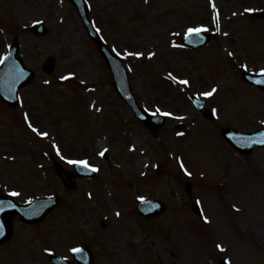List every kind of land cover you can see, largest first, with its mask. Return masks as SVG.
<instances>
[{
	"label": "rangeland",
	"instance_id": "obj_1",
	"mask_svg": "<svg viewBox=\"0 0 264 264\" xmlns=\"http://www.w3.org/2000/svg\"><path fill=\"white\" fill-rule=\"evenodd\" d=\"M87 1L89 16L123 57L139 104L169 118L158 136L135 118L69 0H0V61L17 38L25 66L36 73L19 108L0 100V191L20 203L60 200L40 224L15 219L0 264H50L49 252L71 260L73 246L82 244L94 264H218L223 255L233 264H264V150L242 163L218 136L244 119L243 131L264 124V93L240 76L243 67L264 70V20L252 16L264 0ZM41 21L48 32L34 35L30 26ZM195 27L217 31V40L181 49ZM47 56L56 59L51 74L41 67ZM205 91L213 92L206 101L217 115L212 122L189 99ZM225 96L234 111L242 97L246 111L226 112ZM53 158L70 175L68 158L101 169L89 179L72 175L67 188ZM141 196L163 200L168 210L141 216ZM195 199L202 219L192 210Z\"/></svg>",
	"mask_w": 264,
	"mask_h": 264
},
{
	"label": "water",
	"instance_id": "obj_2",
	"mask_svg": "<svg viewBox=\"0 0 264 264\" xmlns=\"http://www.w3.org/2000/svg\"><path fill=\"white\" fill-rule=\"evenodd\" d=\"M75 1V3L78 4L80 11L82 13V15L84 16V20H86V11L83 8V4L80 3L81 0H73ZM35 32L36 33H44L46 31L45 27L41 24L36 25L35 26ZM91 34V32L89 33ZM93 35V34H91ZM94 40L97 42L96 44L99 45L101 52L104 54L105 53V49L104 46H102L98 40V37H96L95 35H93ZM203 43V42H201ZM200 43V44H201ZM18 51V44L14 43L13 48L11 50L10 55L7 57V60L5 61V63L3 64L2 68H1V72H0V96L5 99L6 101H8L10 104H16L17 101V96H18V89L20 87H22L23 85L29 83L33 77H34V73L31 70H26L24 68V66L21 64V62L19 60H17L15 58V55ZM105 58L107 59V63L111 66H113L114 68H116V71L118 73H120L122 71V69L120 68V65L118 64V62L114 61V59L111 58V61L109 63L108 58L106 56V54H104ZM54 66V59L51 57L45 66V70H47L48 72H51ZM117 90L120 93V95H122L125 98V91L121 86H117ZM130 104H132L130 101H128ZM145 122H147V119L144 120ZM252 144H256L255 142H250L249 146H247L245 149L243 148V151H250L249 149H251ZM263 144V143H261ZM260 144V145H261ZM264 145V144H263ZM62 177H64L63 171L58 170L57 171ZM35 204V205H34ZM32 206L30 205L29 207H23V209H33L35 207V210L33 211V213L30 212H21L22 214V218L33 222V221H37L39 219H41L43 216H45V214H47V212L54 207L55 202L53 200H39L36 203H34ZM159 207L156 208V211L154 213H152L153 215L160 213V209H158ZM31 215L29 216H24V215ZM6 224V228H7V236L4 237L1 242H4L5 240H7L10 237V233H11V227H10V223L8 222V220H6L5 222ZM82 254H84V252H82ZM81 258V257H80ZM86 258V256H85ZM79 263L81 264H93L90 260H86L83 261L84 259H78ZM54 264H69V262H63L61 261V259L56 258V259H52Z\"/></svg>",
	"mask_w": 264,
	"mask_h": 264
}]
</instances>
